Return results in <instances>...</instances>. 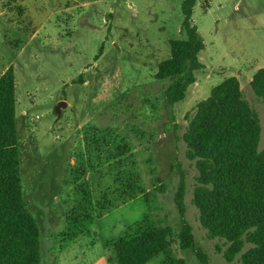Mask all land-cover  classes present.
Masks as SVG:
<instances>
[{"label":"rangeland","instance_id":"374dc122","mask_svg":"<svg viewBox=\"0 0 264 264\" xmlns=\"http://www.w3.org/2000/svg\"><path fill=\"white\" fill-rule=\"evenodd\" d=\"M181 2L0 0V75L14 68L21 176L41 264H115L116 241L163 226L173 229L176 261L238 264L216 252L219 240L199 222L197 170L183 134L198 102L236 76L260 117L264 147V104L250 86L264 66V0H197L192 24L205 67L171 106L164 92L173 81L155 73L171 54L169 41L186 37ZM181 173L184 217L175 202ZM184 222L206 263L183 247Z\"/></svg>","mask_w":264,"mask_h":264},{"label":"trees","instance_id":"16d2710c","mask_svg":"<svg viewBox=\"0 0 264 264\" xmlns=\"http://www.w3.org/2000/svg\"><path fill=\"white\" fill-rule=\"evenodd\" d=\"M197 0H182L186 37L169 41L171 54L157 67V80H172L165 92L171 106L182 102L204 69L205 43L192 24ZM250 86L264 104V66ZM17 80L13 67L0 76V264H41L40 229L25 200L21 176L20 145L16 123ZM262 124L245 98L236 76L225 78L198 102L183 134L186 158L194 162L197 176L192 203L209 239H218L216 252L232 263L264 264V147ZM127 188V187H126ZM132 189L131 187H128ZM185 182L181 173L175 202L185 213ZM173 229L148 227L113 244L115 264H147L160 254L163 264H183L171 256ZM180 238L203 262L195 248L191 227L183 224Z\"/></svg>","mask_w":264,"mask_h":264},{"label":"water","instance_id":"95a60500","mask_svg":"<svg viewBox=\"0 0 264 264\" xmlns=\"http://www.w3.org/2000/svg\"><path fill=\"white\" fill-rule=\"evenodd\" d=\"M66 106H67V102H65V101H61L58 103V105L55 107V112L57 114V118L61 117L62 109L65 108Z\"/></svg>","mask_w":264,"mask_h":264},{"label":"crops","instance_id":"0c3cea01","mask_svg":"<svg viewBox=\"0 0 264 264\" xmlns=\"http://www.w3.org/2000/svg\"><path fill=\"white\" fill-rule=\"evenodd\" d=\"M1 76V75H0Z\"/></svg>","mask_w":264,"mask_h":264}]
</instances>
